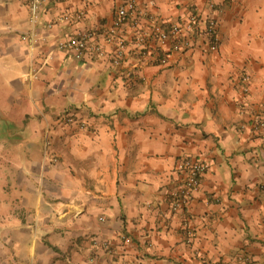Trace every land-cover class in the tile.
Returning <instances> with one entry per match:
<instances>
[{"label":"crops","instance_id":"0c3cea01","mask_svg":"<svg viewBox=\"0 0 264 264\" xmlns=\"http://www.w3.org/2000/svg\"><path fill=\"white\" fill-rule=\"evenodd\" d=\"M123 4L47 0L31 47L29 0H0V142L11 148L0 158V264H264V0H139L141 14L118 27ZM191 13L203 32L218 22L217 51L198 33L180 53L154 42L167 65L139 61L134 44L113 64L111 35H151ZM78 35L106 56L58 49ZM24 143L43 145V161L17 163ZM187 158L209 170L174 213Z\"/></svg>","mask_w":264,"mask_h":264},{"label":"built area","instance_id":"2783aa9c","mask_svg":"<svg viewBox=\"0 0 264 264\" xmlns=\"http://www.w3.org/2000/svg\"><path fill=\"white\" fill-rule=\"evenodd\" d=\"M47 0H29L30 18L29 23L31 25V33L28 36H24L23 40L27 41L31 47L38 44V37L35 32V28L39 22V16L42 9V5ZM56 2H63L65 0H49ZM139 0H124V4L118 9L116 26L121 27L125 25L130 19L135 18L141 12L138 11ZM80 18V16H78ZM151 21H154V17H149ZM200 17L196 13H191L185 23L172 24L168 29L163 28L161 25H154L152 28V34H139L134 39H117L114 35H111L108 39L109 43L114 42L116 44V52L112 58V62L116 67H120L125 57L127 48L129 45L137 46L138 60L145 61L150 56L157 55L158 63L161 65H167L169 61V54L162 51L155 52L154 42L164 44L166 42L172 43V52L180 53L187 51L193 47L194 35L203 33L209 42V48L211 51H217L220 37H219V24L214 19H209L206 22L204 32L202 30ZM58 49L61 51H70L75 55V58L81 60L89 52H94L97 56H106V51L103 47L96 45L92 46L88 36H72L67 40L60 41ZM158 51V50H157ZM130 75V74H129ZM249 76L245 77L246 81H249ZM67 123H75L72 117H63ZM260 127H264L262 124ZM47 133L46 146H49L50 139L49 133ZM48 151V148L46 152ZM178 171L181 173V180L177 188L170 194L171 210L174 213H178L186 209L192 199L194 193L200 188L202 179L209 170V164L203 160L196 158H187L179 161L177 165ZM187 234V242L189 244L193 241V232L189 224L185 227ZM125 242H130L127 237H123ZM239 261L249 262V258L240 257ZM217 264H229L227 262H218Z\"/></svg>","mask_w":264,"mask_h":264},{"label":"rangeland","instance_id":"374dc122","mask_svg":"<svg viewBox=\"0 0 264 264\" xmlns=\"http://www.w3.org/2000/svg\"><path fill=\"white\" fill-rule=\"evenodd\" d=\"M30 106H32V110L37 113L39 111V108L41 107V103H38V106L33 105V104H30ZM65 111H66L65 107L58 108V111H57L58 116H61V115L67 116ZM1 143L2 142H0V158L3 155L2 151H5L4 153L7 154L8 149L11 150V148L8 145H7L8 149H5V148L3 149L4 145ZM43 148H44L43 145L42 146L37 145V147L32 149L29 145H27V143H24L22 147L20 145V147L12 149L14 153V158H15L14 160L17 163H24V161H26L27 158H32L38 161H43V158H44ZM6 158H9V157H6Z\"/></svg>","mask_w":264,"mask_h":264}]
</instances>
